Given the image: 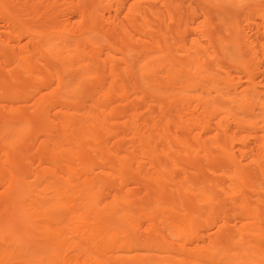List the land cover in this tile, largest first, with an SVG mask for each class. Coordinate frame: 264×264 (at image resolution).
Wrapping results in <instances>:
<instances>
[{
    "label": "bare ground",
    "instance_id": "1",
    "mask_svg": "<svg viewBox=\"0 0 264 264\" xmlns=\"http://www.w3.org/2000/svg\"><path fill=\"white\" fill-rule=\"evenodd\" d=\"M0 264H264V0H0Z\"/></svg>",
    "mask_w": 264,
    "mask_h": 264
}]
</instances>
